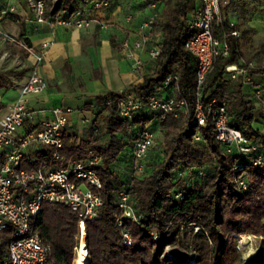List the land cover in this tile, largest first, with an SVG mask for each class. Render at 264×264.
<instances>
[{"label": "trees", "instance_id": "obj_1", "mask_svg": "<svg viewBox=\"0 0 264 264\" xmlns=\"http://www.w3.org/2000/svg\"><path fill=\"white\" fill-rule=\"evenodd\" d=\"M224 2H227L226 9L234 6L233 0H222ZM164 4L165 10L158 15L153 28V34L162 36L154 73L121 94L98 98L103 105L112 101L110 107H105L108 113L104 119L106 136L109 137L107 146L95 147L93 141H79L65 135L64 147L60 150L62 160L49 163V166L59 169L84 161L88 159L90 149L102 157L97 172L103 183V206L95 220L86 222L88 264H180L163 258L169 245L188 253L194 252L196 264H240L238 241L242 235L262 239L251 264H264V168L255 167L235 151L228 153L227 146L217 141L215 127L210 121L206 128L191 125L195 115L198 61L185 44L189 18L199 0H164ZM45 6V19L55 21L73 17L80 6H84V0H57ZM224 30L229 34L233 32L228 22ZM214 32L219 35L222 29L215 26ZM228 43L229 55L218 58L206 78L204 95L225 104L230 127L239 130L249 140L264 143V136L252 128L254 113L244 96L243 80L238 79L231 87L223 83L228 75L227 68L242 63L233 37ZM25 44L30 47L27 40ZM171 75L179 78L189 114L175 117L171 113L162 119L144 106L128 120L116 115L121 97L131 93L137 96L151 94L163 88ZM175 97L179 99L178 94ZM153 121L160 124L158 133L163 137L162 161L143 179L137 178L135 171L129 180L121 179L113 166L124 150L131 147L127 140L135 139V143ZM135 127L138 130L134 131ZM53 154V150H47L41 157L50 159ZM236 165L245 168L248 189L244 193L237 185ZM187 168H192L193 179L189 184H182L179 174L184 173L185 177ZM121 192L130 196L131 205L142 217L140 225L124 217L119 207ZM177 194H182L183 199H176ZM80 221L79 216L68 208L44 204L33 223L44 244L51 247V259L56 264H73L75 249L79 247ZM119 221H122V227H119ZM195 227L200 228L198 233ZM152 230L163 238L155 240ZM125 232L130 235V240L124 238ZM13 233L14 229L10 228L2 234L0 264L10 262L8 246Z\"/></svg>", "mask_w": 264, "mask_h": 264}, {"label": "built area", "instance_id": "obj_2", "mask_svg": "<svg viewBox=\"0 0 264 264\" xmlns=\"http://www.w3.org/2000/svg\"><path fill=\"white\" fill-rule=\"evenodd\" d=\"M36 22L45 23L46 6L41 0H29ZM96 8L109 5V0H93ZM151 9L156 8L150 3ZM222 0H199L198 7L189 18V34L185 44L186 49L197 59L196 74V105L195 115L191 125L206 128L210 121L216 131L217 141L227 146V152L235 151L242 159L250 161L255 167L264 168V143L249 140L239 130L229 125V117L225 104H220L210 96L204 95L203 86L207 76L213 71L219 57L229 55L230 37H238V33H227L224 30L226 20L221 12ZM8 12H14L11 8ZM3 13V15L8 14ZM157 13H154L142 25V35L133 45L135 50H143L152 41L153 28ZM2 18H0L1 21ZM53 24L69 29H83L90 26L87 20H76L74 17L58 18ZM215 26L222 29L220 36L215 35ZM0 40L14 39L0 28ZM21 47L31 55L33 49L26 44ZM50 43L42 45V49L34 55V62L30 73L21 89V99L8 108L5 114H0V250L2 234L10 228L14 229L8 250L9 264H56L51 259V247L45 245L33 223L40 215L44 204L60 205L76 213L81 219L79 248L86 242V222L95 220L103 206L101 191L103 183L97 172L102 157L95 150H89V157L84 161L73 162L59 169L49 166L62 160L60 150L64 147L63 137L70 123L72 111L55 108L47 120L36 121V116L42 113L34 112L29 108L30 97L39 96L47 89V82L41 74L45 52ZM160 55L159 44L149 52L151 60L156 61ZM143 61H135V69L140 70ZM227 73L233 79L243 78L250 80L249 65L231 66ZM175 87L179 99L176 97L159 98L154 91L145 96L133 93L118 100L116 115L120 119H131L144 106L162 119L174 113L175 117L189 114V106L183 98V91L179 87V78L175 75L167 77L164 88ZM108 100L103 106L110 107ZM44 118V115H43ZM155 134L144 132L134 143L132 158L135 165V174L143 172V163L154 146ZM199 140V138H196ZM47 150H53V156L41 157ZM238 184L242 192L248 189L244 178L245 168L236 165ZM184 173L179 174V180ZM176 199H183L177 194ZM119 207L125 218L140 225L142 217L136 213L131 205L130 196L126 192L119 195ZM123 226L122 221L118 222ZM124 238L130 240V235L124 233ZM87 245V244H86ZM78 251V248H76ZM88 257V251H87ZM88 260L87 263L88 264Z\"/></svg>", "mask_w": 264, "mask_h": 264}, {"label": "crops", "instance_id": "obj_3", "mask_svg": "<svg viewBox=\"0 0 264 264\" xmlns=\"http://www.w3.org/2000/svg\"><path fill=\"white\" fill-rule=\"evenodd\" d=\"M150 3L156 4L154 10L149 7ZM233 3L229 9H226L227 2L222 3L221 12L233 32L238 33L233 39L239 48L241 64L249 65L251 77L250 80L233 79L228 74L223 83L231 87L238 79L243 80V93L254 113L252 128L264 136V73H256L264 69V0H233ZM11 8L12 13L8 12ZM164 10V0H109V5L102 8H96L93 0H84V6L73 17L89 21L90 26L69 29L53 24L50 19L37 23L29 0H0L1 30L22 36L33 49L31 55H26L29 69L17 73L18 78L1 82L0 114H5L21 99L34 55L41 51L43 44L50 43L41 68L47 89L39 96L30 97L29 108L42 113L36 116V121L49 119L55 108L69 109L72 114L66 135L79 141H93L95 147L107 146L109 137L104 119L108 113L98 98L121 94L154 73L156 62L150 59L149 52L162 42V36L153 34L151 43L143 50L137 51L133 45L140 39L141 27L148 18L154 13L161 15ZM5 12L8 14L3 15ZM137 59L143 61L140 70L134 67ZM156 94L168 99L175 97L177 91L174 86L163 87ZM159 128L158 121H153L146 130L156 134ZM134 140H127L131 147L124 150L113 166L115 173L126 181L135 171Z\"/></svg>", "mask_w": 264, "mask_h": 264}, {"label": "rangeland", "instance_id": "obj_4", "mask_svg": "<svg viewBox=\"0 0 264 264\" xmlns=\"http://www.w3.org/2000/svg\"><path fill=\"white\" fill-rule=\"evenodd\" d=\"M36 1V0H35ZM45 3V5H48L50 2H56L57 0H41ZM33 13V12H32ZM192 14V13H191ZM12 39L15 40V42H12L10 40H6L2 43H0V83L2 81H5L6 79L9 80L10 77H17V73H20L22 70L29 69V62L26 56V52H23V48L20 44H25V40L20 35H14V34H8ZM3 41V40H0ZM25 51V50H24ZM260 71H264V69H260ZM24 72V71H23ZM197 140V139H196ZM154 146L152 147L149 157V161L147 163H143V172H137L136 177L143 179L146 176H148V169L151 168V171L153 167L157 164H159L162 161V155H163V137L159 133L155 134L154 139ZM188 171L185 173V177L182 180V184H189L193 179V173L192 168H187ZM151 173V172H150ZM241 172L237 175V185L238 184V178L240 176ZM185 181V182H184ZM240 189V187H239ZM241 193L242 190L240 189ZM200 228L195 227V232L198 233ZM151 234L155 240H161L163 238V235L159 234L156 230H152ZM262 243V239L260 237L254 236V235H242L239 237L238 241V251L240 254V264H251L254 257L258 254L260 246ZM80 246V245H79ZM87 246V245H86ZM79 248V247H78ZM88 251V249H87ZM78 257V251L75 249V260L73 264H76V258ZM163 258L178 262L180 264H196V258L194 252L188 253L187 251L177 247V246H166ZM88 262L89 254L87 257Z\"/></svg>", "mask_w": 264, "mask_h": 264}, {"label": "bare ground", "instance_id": "obj_5", "mask_svg": "<svg viewBox=\"0 0 264 264\" xmlns=\"http://www.w3.org/2000/svg\"><path fill=\"white\" fill-rule=\"evenodd\" d=\"M87 263V246L86 242L83 241L81 248H78V257L76 258V264H86Z\"/></svg>", "mask_w": 264, "mask_h": 264}]
</instances>
